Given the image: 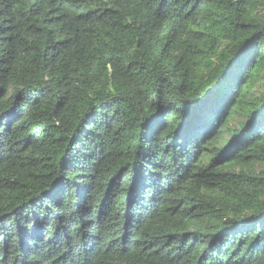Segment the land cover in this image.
I'll use <instances>...</instances> for the list:
<instances>
[{"label":"trees","instance_id":"1","mask_svg":"<svg viewBox=\"0 0 264 264\" xmlns=\"http://www.w3.org/2000/svg\"><path fill=\"white\" fill-rule=\"evenodd\" d=\"M0 264H264V0H0Z\"/></svg>","mask_w":264,"mask_h":264}]
</instances>
